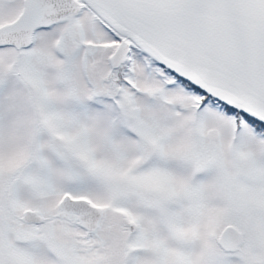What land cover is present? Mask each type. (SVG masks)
I'll list each match as a JSON object with an SVG mask.
<instances>
[{"label": "snow or ice", "instance_id": "obj_1", "mask_svg": "<svg viewBox=\"0 0 264 264\" xmlns=\"http://www.w3.org/2000/svg\"><path fill=\"white\" fill-rule=\"evenodd\" d=\"M0 264H264V0H0Z\"/></svg>", "mask_w": 264, "mask_h": 264}]
</instances>
